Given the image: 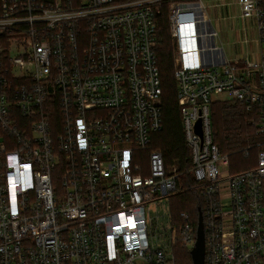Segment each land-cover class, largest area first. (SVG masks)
Wrapping results in <instances>:
<instances>
[{"label":"built area","instance_id":"1","mask_svg":"<svg viewBox=\"0 0 264 264\" xmlns=\"http://www.w3.org/2000/svg\"><path fill=\"white\" fill-rule=\"evenodd\" d=\"M238 2L264 42L262 0ZM164 5L205 264H264V54L229 60L204 0H0V264H178L177 247L192 254L198 226L171 214L186 172L153 148L164 127ZM218 100L253 117L258 138L239 152L252 162L258 151L249 169L232 173L214 143Z\"/></svg>","mask_w":264,"mask_h":264},{"label":"trees","instance_id":"2","mask_svg":"<svg viewBox=\"0 0 264 264\" xmlns=\"http://www.w3.org/2000/svg\"><path fill=\"white\" fill-rule=\"evenodd\" d=\"M158 30L161 42L158 51V63L163 88L164 127L162 131L153 135V148L161 150L167 168H171V165H177L180 171L186 172L184 186L189 189L186 193L171 199V214L173 219H177L180 212H188L195 228H197L199 211L204 212V203L202 196L195 189L196 182L192 173L188 172L191 168V151L186 144L180 106L177 100L176 79L174 77L176 48L170 32L168 5H164L163 12L159 16ZM211 119L214 143L223 154L230 155V171L236 173L254 166L257 150L252 152L253 161L251 165L235 166L232 163L237 156L243 157L239 152L253 144L258 138L257 126L252 124L253 117L246 107L230 100L221 103L215 102L211 107ZM214 125H216L215 128ZM192 186L193 189H191ZM176 255L178 264H193L192 254L185 248L177 247Z\"/></svg>","mask_w":264,"mask_h":264},{"label":"crops","instance_id":"3","mask_svg":"<svg viewBox=\"0 0 264 264\" xmlns=\"http://www.w3.org/2000/svg\"><path fill=\"white\" fill-rule=\"evenodd\" d=\"M207 15L217 32V43L231 61L243 58L260 60L264 54V42L260 39L255 19L244 18L238 0H205ZM264 7V0H262ZM213 10L214 20L209 16ZM230 57V58H229Z\"/></svg>","mask_w":264,"mask_h":264},{"label":"rangeland","instance_id":"4","mask_svg":"<svg viewBox=\"0 0 264 264\" xmlns=\"http://www.w3.org/2000/svg\"><path fill=\"white\" fill-rule=\"evenodd\" d=\"M205 1V0H204ZM213 10H210V13H209V16H211V18L214 20V14H213ZM168 14H169V8H168ZM169 26H170V32H171V35H172V31H171V25H170V21H169ZM230 58V57H229ZM231 59V58H230ZM229 59V60H230ZM174 66H175V63H174ZM222 98H225L226 99V97H222ZM218 99H220V98H218ZM223 101H225V100H218L216 103H221V102H223ZM215 126L216 125H214V128H215ZM154 149H156V150H160V149H157V148H154ZM161 151V150H160ZM242 155V154H241ZM148 154L146 153V152H141V153H139L138 154V157H139V160L137 161V164L139 165V166H141L142 168H143V170H144V172H145V175L146 174H148V172H149V161H148ZM236 157V156H235ZM235 166H246V165H251L252 164V162H250V161H246L245 163H244V159H243V157L242 156H237L235 159H233V162H232ZM171 168H173V167H177V165H171L170 166ZM220 168H221V171L222 172H226L227 170H228V168H226V167H224L223 165H220ZM158 214H157V212H156V208L153 206L152 207V210H151V213L149 214V223L151 224V223H153L154 222V220H156V216H157ZM155 230H156V225H155V223H154V226H153V231L155 232Z\"/></svg>","mask_w":264,"mask_h":264},{"label":"water","instance_id":"5","mask_svg":"<svg viewBox=\"0 0 264 264\" xmlns=\"http://www.w3.org/2000/svg\"><path fill=\"white\" fill-rule=\"evenodd\" d=\"M206 238L204 229L203 212L199 211L197 242L192 251L193 264H205Z\"/></svg>","mask_w":264,"mask_h":264}]
</instances>
